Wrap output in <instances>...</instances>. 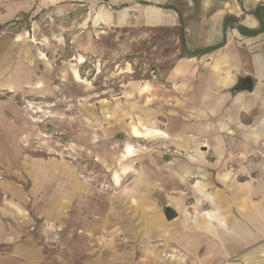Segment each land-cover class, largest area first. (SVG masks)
<instances>
[{
	"label": "crops",
	"instance_id": "crops-1",
	"mask_svg": "<svg viewBox=\"0 0 264 264\" xmlns=\"http://www.w3.org/2000/svg\"><path fill=\"white\" fill-rule=\"evenodd\" d=\"M60 3L64 12L73 3L92 8L94 27L172 32L178 42L162 82L126 93L137 99L126 114L131 138L170 148L162 163L142 162L152 173L141 185L145 196L134 204L142 208L143 236L158 237L163 247L143 248L141 259L126 264H264V28L254 35L239 31L264 26V18L253 14L264 0H0V90L13 93L37 78L27 36L6 33V27ZM245 78L251 90H237ZM8 121L0 110V129ZM9 142L21 143L20 134L2 130L0 191L15 198L0 200V264H46L51 237L44 228L24 234L6 228V218L26 226L35 216L29 192L1 177L14 172L8 159H18L22 150ZM134 156L127 145L123 161ZM29 166L20 169L27 173ZM167 207L176 214L171 222L163 218ZM108 251L83 248L73 255L88 256L75 258L77 264H118L117 252Z\"/></svg>",
	"mask_w": 264,
	"mask_h": 264
},
{
	"label": "rangeland",
	"instance_id": "rangeland-1",
	"mask_svg": "<svg viewBox=\"0 0 264 264\" xmlns=\"http://www.w3.org/2000/svg\"><path fill=\"white\" fill-rule=\"evenodd\" d=\"M65 6L56 4L53 11L34 12L6 27V33L27 36L37 73L31 85L13 93L0 90V110L9 120L0 133L20 134L21 143L7 144L22 148L18 159H8L15 173L1 177L29 192L35 215L26 226L6 218V228L22 234L44 228L51 237L46 264H67L68 258L77 264L75 258L88 256L73 253L96 247L117 252L118 264L138 261L143 248L162 246L158 237L143 236L142 208L134 205L145 196L141 185L152 173L142 162L154 167L170 148L131 138L126 114L137 99L126 93L132 86L162 82L178 42L172 32L94 27L92 8L73 3L64 12ZM127 145L135 154L131 161L122 158ZM26 165L28 174L20 169ZM14 198L0 191V200ZM145 212L154 217L147 207Z\"/></svg>",
	"mask_w": 264,
	"mask_h": 264
},
{
	"label": "water",
	"instance_id": "water-1",
	"mask_svg": "<svg viewBox=\"0 0 264 264\" xmlns=\"http://www.w3.org/2000/svg\"><path fill=\"white\" fill-rule=\"evenodd\" d=\"M251 88H252L251 79L250 78H245V79L240 81V83L238 84L236 89L237 90H247V91H249V90H251ZM164 216H165V218L167 220H172V219H174L176 217V214L171 208L167 207L165 209V211H164Z\"/></svg>",
	"mask_w": 264,
	"mask_h": 264
},
{
	"label": "trees",
	"instance_id": "trees-1",
	"mask_svg": "<svg viewBox=\"0 0 264 264\" xmlns=\"http://www.w3.org/2000/svg\"><path fill=\"white\" fill-rule=\"evenodd\" d=\"M253 14H254L256 17H258V18L262 21L263 18H264V8H262V7H257V8L254 10ZM229 20H230V19H229ZM225 23L228 24V19L226 20ZM263 28H264L263 23H261V26H260V28H259L258 30L249 31V30H246V29H244V28H242V27H239V31H240L242 34H246V35H254V34H256V33L260 32V31H262ZM197 53H201V51H199V52H197Z\"/></svg>",
	"mask_w": 264,
	"mask_h": 264
},
{
	"label": "bare ground",
	"instance_id": "bare-ground-1",
	"mask_svg": "<svg viewBox=\"0 0 264 264\" xmlns=\"http://www.w3.org/2000/svg\"><path fill=\"white\" fill-rule=\"evenodd\" d=\"M82 62V61H81Z\"/></svg>",
	"mask_w": 264,
	"mask_h": 264
}]
</instances>
